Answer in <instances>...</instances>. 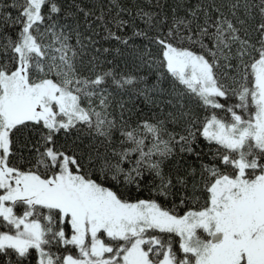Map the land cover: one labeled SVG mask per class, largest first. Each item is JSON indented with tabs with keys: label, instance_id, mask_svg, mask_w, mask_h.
<instances>
[{
	"label": "snow or ice",
	"instance_id": "1",
	"mask_svg": "<svg viewBox=\"0 0 264 264\" xmlns=\"http://www.w3.org/2000/svg\"><path fill=\"white\" fill-rule=\"evenodd\" d=\"M0 264H264V0H0Z\"/></svg>",
	"mask_w": 264,
	"mask_h": 264
},
{
	"label": "trees",
	"instance_id": "2",
	"mask_svg": "<svg viewBox=\"0 0 264 264\" xmlns=\"http://www.w3.org/2000/svg\"><path fill=\"white\" fill-rule=\"evenodd\" d=\"M105 46H108V45H105ZM144 111H145V112H147V111H148V108H147V107H145V108H144Z\"/></svg>",
	"mask_w": 264,
	"mask_h": 264
}]
</instances>
